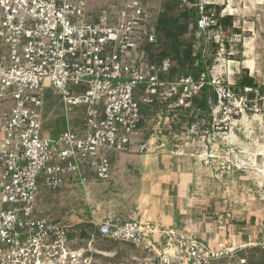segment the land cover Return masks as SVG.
<instances>
[{"label": "built area", "instance_id": "built-area-1", "mask_svg": "<svg viewBox=\"0 0 264 264\" xmlns=\"http://www.w3.org/2000/svg\"><path fill=\"white\" fill-rule=\"evenodd\" d=\"M180 1L197 9L198 36L224 48L227 14L218 13L219 3ZM0 13V264H94L97 237L153 253L158 264L226 257L230 246L212 248L173 227L160 249L156 228L112 214L70 236L75 225L43 215L41 201L86 184L88 174L110 179L116 153L149 151L142 103L193 112L211 85L227 123L239 114L264 115L261 87L236 91L221 77L210 81L207 70L171 78L172 59L155 54L159 17L149 0H125L117 9L101 0H0ZM50 87L82 120L55 138L44 133Z\"/></svg>", "mask_w": 264, "mask_h": 264}, {"label": "rangeland", "instance_id": "rangeland-1", "mask_svg": "<svg viewBox=\"0 0 264 264\" xmlns=\"http://www.w3.org/2000/svg\"><path fill=\"white\" fill-rule=\"evenodd\" d=\"M124 1L101 3L117 9ZM215 1L223 13L235 18L226 31L224 48L210 45L206 49L210 81L221 77L234 87L241 72L235 81L231 67H245L264 91V6H257L259 0ZM149 2L153 15L160 17L159 0ZM230 60L239 64L232 65ZM249 61L250 68L246 66ZM209 90L214 91L213 86ZM44 96L45 129L52 137L82 123L81 110H68L55 88H47ZM211 104V112L198 107L192 112L167 105L152 109L142 103L150 150L115 156L118 166L108 180L88 174L84 185L47 194L41 201L43 215L74 224L70 236L79 228L94 230L92 220H102L110 213L146 220L155 212L151 196L158 195L147 193L146 181L177 168L191 183L184 194L192 232L206 238L201 240L212 248L221 244L232 248L216 264H264V115L239 114L238 120L225 123L224 107ZM143 154L150 157L136 156ZM168 242L164 235L157 246L163 249ZM94 245L99 250L94 264H158L153 253L122 241L97 237Z\"/></svg>", "mask_w": 264, "mask_h": 264}, {"label": "trees", "instance_id": "trees-1", "mask_svg": "<svg viewBox=\"0 0 264 264\" xmlns=\"http://www.w3.org/2000/svg\"><path fill=\"white\" fill-rule=\"evenodd\" d=\"M161 8L155 54L160 58L172 59L173 68L170 77L187 74L198 76L202 71L208 70L210 65L205 54L206 49L210 45L219 49L220 45L213 41L208 43L203 36H198L197 9L190 5H182L180 0H162ZM217 10L220 14L221 7L217 6ZM233 20L234 15H227L221 19V24L226 31L233 25ZM255 85H257L255 78L249 74L248 68L242 67L239 82L232 88L241 91L246 86ZM216 100V93L206 88L202 98L197 99L196 105L202 110L210 108L211 112V103H215ZM176 224L181 225L180 217H176Z\"/></svg>", "mask_w": 264, "mask_h": 264}, {"label": "crops", "instance_id": "crops-1", "mask_svg": "<svg viewBox=\"0 0 264 264\" xmlns=\"http://www.w3.org/2000/svg\"><path fill=\"white\" fill-rule=\"evenodd\" d=\"M256 2H257V6L260 7L264 6V0H259ZM237 62L239 64V61ZM240 72H241V68L238 66V74H240ZM238 81H239V77H238ZM44 133L48 135V130L45 129V126H44ZM2 136L3 134L0 132V138ZM124 155H133V154L116 153L115 156L122 157ZM136 156L141 158L145 156H148V158L150 157L148 154L136 155ZM114 164L115 166H118L117 162ZM168 170L164 171L163 174L161 173L160 177L151 176L150 180L146 181V187H145L147 193H152L153 191H156L158 195L151 196L155 204V212L151 213L146 220H142V221L156 228L157 237H161V238H163L165 235L164 231L172 227L177 228L179 230L192 232L191 226L188 224V222L190 221L187 218L189 211L188 208L185 206L186 197L184 194L185 188L187 187L189 188L191 183H189V178L186 181L185 178L187 176L185 172H183L182 170H178L177 168L176 169L172 168L170 171ZM94 180L95 179H93V181ZM176 217L177 218L180 217L181 225L179 226H177L176 224ZM123 218H127V217H123ZM92 221L96 222L99 220H92ZM201 238L203 239L204 237Z\"/></svg>", "mask_w": 264, "mask_h": 264}, {"label": "bare ground", "instance_id": "bare-ground-1", "mask_svg": "<svg viewBox=\"0 0 264 264\" xmlns=\"http://www.w3.org/2000/svg\"><path fill=\"white\" fill-rule=\"evenodd\" d=\"M230 63H232V65L233 64H238V62L235 61V60H230ZM246 66L249 67V68L252 67L253 66L252 62L251 61L247 62ZM230 75H231V78H233V80H235V77L238 75V67L237 66L235 68L231 67Z\"/></svg>", "mask_w": 264, "mask_h": 264}]
</instances>
